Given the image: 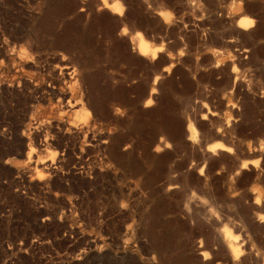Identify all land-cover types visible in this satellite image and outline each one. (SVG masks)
<instances>
[{
    "label": "rangeland",
    "instance_id": "rangeland-1",
    "mask_svg": "<svg viewBox=\"0 0 264 264\" xmlns=\"http://www.w3.org/2000/svg\"><path fill=\"white\" fill-rule=\"evenodd\" d=\"M262 197L264 0H0V264H231Z\"/></svg>",
    "mask_w": 264,
    "mask_h": 264
},
{
    "label": "clouds",
    "instance_id": "clouds-1",
    "mask_svg": "<svg viewBox=\"0 0 264 264\" xmlns=\"http://www.w3.org/2000/svg\"><path fill=\"white\" fill-rule=\"evenodd\" d=\"M255 21L249 20L248 24L252 25ZM257 205H264V197L255 201ZM127 207V205H124ZM183 211L187 214H191L192 204L185 203L183 205ZM257 219L260 223L264 224V215L257 214ZM229 237L230 241L227 245L228 255L231 259V264H242V258L254 254L258 259L264 262V248H260L251 239L250 234L247 232V226L242 220H236L234 223L229 224ZM203 248V244H201ZM203 260L210 262L213 260V254L210 250H205L203 253Z\"/></svg>",
    "mask_w": 264,
    "mask_h": 264
},
{
    "label": "bare ground",
    "instance_id": "bare-ground-1",
    "mask_svg": "<svg viewBox=\"0 0 264 264\" xmlns=\"http://www.w3.org/2000/svg\"><path fill=\"white\" fill-rule=\"evenodd\" d=\"M104 1V3L106 4V0H103ZM108 5V4H107ZM111 7V6H110ZM112 8L113 9H118L119 7H118V5H115V4H112ZM246 25V21L245 20H241L240 21V26H245ZM138 38V40H137V44H138V48H139V51L141 52V53H148V52H150L152 55H154L155 54V51H156V49H157V47H154V48H152V47H150L149 45H148V42L144 39V38H142V37H140V36H138L137 37ZM77 94L74 92V93H71L70 95H69V97L67 98V100L65 101V112L67 113V114H70V113H73V112H75V108L77 107V104H78V102H79V100H78V98H77V96H76ZM60 120H62V118L60 117ZM67 125L68 126H70V123H67ZM192 127V126H191ZM189 129V128H188ZM66 131H68V132H70V128H66ZM190 131V130H189ZM191 134V133H190ZM84 135V134H83ZM84 137V136H83ZM107 139V138H106ZM106 139H103L102 140V142H105V141H107ZM225 235H226V237L228 238V240L230 241V237H229V233H225Z\"/></svg>",
    "mask_w": 264,
    "mask_h": 264
}]
</instances>
